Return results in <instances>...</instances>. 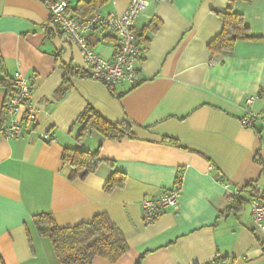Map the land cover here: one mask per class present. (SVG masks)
Instances as JSON below:
<instances>
[{"label":"crops","instance_id":"1","mask_svg":"<svg viewBox=\"0 0 264 264\" xmlns=\"http://www.w3.org/2000/svg\"><path fill=\"white\" fill-rule=\"evenodd\" d=\"M128 1L96 0L93 12L120 13ZM68 2L74 17L90 14L74 10L76 0ZM227 4L152 1L133 27L135 35L150 37L138 64L142 80L108 86L80 71L84 60L75 43L42 29L47 8L41 0H0V77L12 79L16 70L32 76L35 110V121L24 124L20 136L2 137L7 91L0 86V264H61L36 230L39 211L51 212L59 226L108 214L128 248L114 262L95 255L91 264H134L145 250L140 264H264L248 202L254 186L264 197V0L232 2L256 37L212 53L207 44ZM152 18L160 26L150 33L145 26ZM86 40L112 58V30L96 27ZM63 77L70 86L58 96ZM246 94L256 95L251 108L262 118L252 126L239 121ZM85 107L112 122L129 120L133 136L115 140L91 130L78 142L74 122ZM66 146L98 148L101 161L84 177H70L61 160ZM112 169L124 172L125 182L105 191ZM177 176L178 206L145 224L142 198L168 189ZM219 177L239 186L242 196L228 199Z\"/></svg>","mask_w":264,"mask_h":264},{"label":"built area","instance_id":"2","mask_svg":"<svg viewBox=\"0 0 264 264\" xmlns=\"http://www.w3.org/2000/svg\"><path fill=\"white\" fill-rule=\"evenodd\" d=\"M41 1L47 8V19L42 24V29L48 35H53L57 31L61 32L78 46L84 60V66L80 69L83 74L108 86L119 82L134 86L142 80L138 64L145 49L138 43L133 27L140 12L152 1L168 0H129L120 13L102 14L94 11L83 18L73 16L68 0ZM96 27L109 28L114 33L117 43L112 58L101 55L88 45L86 34ZM12 86L13 92L7 95L3 102V110L8 119L1 130L4 138L20 136L25 124L24 118L28 122L35 121V110L31 99L32 76L16 70L12 75ZM255 97V94H246L243 98V112L239 121L244 126H252L255 121L262 120L261 116L251 108ZM19 112H22L20 118ZM40 136L45 140L51 139L47 133H42ZM218 181L228 199L242 196L239 186H233L229 180L222 177H219ZM180 195L181 182L180 177L177 176L168 189L158 195L144 196L141 200L143 222L149 224L164 210L176 208ZM248 202L252 222L260 236L261 246L264 248V197L260 186L253 187ZM207 264H232V262L213 259Z\"/></svg>","mask_w":264,"mask_h":264},{"label":"trees","instance_id":"3","mask_svg":"<svg viewBox=\"0 0 264 264\" xmlns=\"http://www.w3.org/2000/svg\"><path fill=\"white\" fill-rule=\"evenodd\" d=\"M95 1L76 0L73 9L85 8L86 13L91 14L94 10ZM233 1L235 0H228L227 8L221 12V28L207 44L212 53L230 52L237 39L256 37L251 34L248 25L244 21L243 14L233 10ZM159 26L160 20L152 18L145 28L153 33ZM136 38L143 48L147 47L150 39L149 35L138 32ZM1 85L6 86L7 95L13 92L12 79H6L4 76L0 77ZM69 86V79L63 77L55 89L56 95L62 96L65 94ZM24 122L27 124L26 118H24ZM74 123H79L75 135L78 142L91 130L98 131L104 137L115 140L133 136L129 120L112 122L89 107H85L78 114ZM61 160L69 165L68 175L70 177H84L95 170L101 158L98 156V148L89 150L76 146H66L62 149ZM125 178L124 172L112 169L103 184V189L110 191L114 187H121L125 182ZM33 219L38 234L50 240L54 253L61 264H91L95 255L114 262L128 248L121 230L106 212H97L89 220L79 221L67 226L57 225L53 214L49 211L35 212ZM148 251L141 252L134 264H140Z\"/></svg>","mask_w":264,"mask_h":264}]
</instances>
